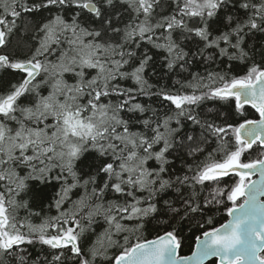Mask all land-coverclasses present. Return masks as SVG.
Wrapping results in <instances>:
<instances>
[{
	"label": "snow or ice",
	"instance_id": "snow-or-ice-1",
	"mask_svg": "<svg viewBox=\"0 0 264 264\" xmlns=\"http://www.w3.org/2000/svg\"><path fill=\"white\" fill-rule=\"evenodd\" d=\"M0 264H264V0H0Z\"/></svg>",
	"mask_w": 264,
	"mask_h": 264
},
{
	"label": "trees",
	"instance_id": "trees-1",
	"mask_svg": "<svg viewBox=\"0 0 264 264\" xmlns=\"http://www.w3.org/2000/svg\"><path fill=\"white\" fill-rule=\"evenodd\" d=\"M226 220H227V217H226L225 215H218V216H217V220H216V224H217V226H218L220 223L225 222ZM192 242H193V237H192L191 235H189V237H188V239H187V241H186V243H185V246H184V248H183V250H182L184 254H188V253H189L190 248H191V246H192Z\"/></svg>",
	"mask_w": 264,
	"mask_h": 264
},
{
	"label": "water",
	"instance_id": "water-1",
	"mask_svg": "<svg viewBox=\"0 0 264 264\" xmlns=\"http://www.w3.org/2000/svg\"><path fill=\"white\" fill-rule=\"evenodd\" d=\"M256 178H257V177H255V176L253 177V179H256ZM225 222H226V221H225Z\"/></svg>",
	"mask_w": 264,
	"mask_h": 264
}]
</instances>
